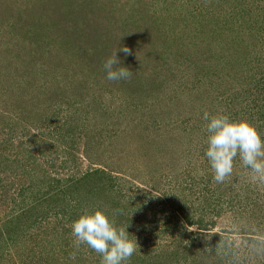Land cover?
I'll list each match as a JSON object with an SVG mask.
<instances>
[{
	"label": "rangeland",
	"instance_id": "obj_1",
	"mask_svg": "<svg viewBox=\"0 0 264 264\" xmlns=\"http://www.w3.org/2000/svg\"><path fill=\"white\" fill-rule=\"evenodd\" d=\"M123 47L133 74L109 81L103 63ZM205 113L264 140V0H0V264H100L86 245L69 259L60 201L40 197L24 218L29 188L96 169L143 207L129 211L128 264L159 253L177 255L163 264H264L251 254L264 241V184L239 157L214 181Z\"/></svg>",
	"mask_w": 264,
	"mask_h": 264
},
{
	"label": "clouds",
	"instance_id": "obj_2",
	"mask_svg": "<svg viewBox=\"0 0 264 264\" xmlns=\"http://www.w3.org/2000/svg\"><path fill=\"white\" fill-rule=\"evenodd\" d=\"M118 52L130 54L126 47L119 48L103 63L106 79L127 80L133 74L127 67L120 66ZM207 121V147L204 152L216 183H223L233 173L234 160L239 157L242 166L251 173V179L264 184V140L256 128L247 121H233L227 115L210 117ZM128 227H117L101 210L84 213L71 224V235L75 237L74 248L69 259L75 260L82 245L99 254L100 264H128L137 251V241L130 238ZM253 257L264 258V241L256 242L251 248Z\"/></svg>",
	"mask_w": 264,
	"mask_h": 264
},
{
	"label": "trees",
	"instance_id": "obj_3",
	"mask_svg": "<svg viewBox=\"0 0 264 264\" xmlns=\"http://www.w3.org/2000/svg\"><path fill=\"white\" fill-rule=\"evenodd\" d=\"M44 12L45 10L42 12V14ZM33 18L34 17L32 16L28 17V21H29L28 24L30 23L33 26V28H35L33 25ZM43 27H45V25H43ZM32 29L30 30L31 32L29 31L30 33L28 32L29 33L28 36L32 35L33 36L32 38H35V37L37 38L39 35L36 36V30L32 32ZM47 30H48V27L44 28V30H42L43 32L42 31L40 32V37L38 40H44L46 38H49L48 36L49 34L47 33ZM47 43L49 42L47 41ZM29 47H30V44H29ZM225 48H227L225 49V53L228 55L229 48L231 49V47L225 45ZM239 54H240L239 51L236 53V55L233 51V56L235 55L234 59H232L233 56H231L229 61L233 60L236 63L240 61L237 64V67L239 69H242L244 62L242 64L243 58L239 57L240 56ZM227 55L225 56V58H227ZM234 79L236 78L234 77ZM238 80H240V77L238 78ZM24 104L27 105V103H24ZM50 109L53 110L52 107ZM44 113H47V112H44ZM27 115L32 117L33 119L34 117H36V116H32L30 112H28ZM64 126L65 125H63V128ZM37 142H39V140H37ZM36 147L37 146H34L32 150L35 149ZM59 185H60L59 181L52 180V182L50 183V186H51L50 189L52 192H50L49 190V191H46L45 193H39L38 191H35V189H33L32 187L29 188L31 189L30 194H29L30 198L33 199L34 204H36V206L29 207L28 208L29 210L26 211V215L24 214V218L28 215L27 212L34 210L37 207V203L39 202L40 197L41 199L43 198L45 200L47 199L51 200L52 198H55L56 200L60 201L61 208H62L60 211H62L67 217L66 219L67 223H71V224L73 221L77 220L84 213H92L96 210H101L106 215H108L110 219L115 220L117 227H127L130 223V215H132L133 212H138V210L141 211L143 209V207H141V204H139V206H136L133 204L122 203L123 199H118L119 196L122 197L121 192L116 190L114 180L105 171L100 170V169H96L91 172H86L83 176L78 177V178H70L67 180V182L64 183V185L60 189L58 188ZM130 209L132 210V213L129 212ZM178 211L181 212V208H179ZM9 227L10 226H6L5 228L6 230H4L5 232H7L8 238H10V235H9L10 232L7 231L8 230L7 228ZM129 229L130 228L128 227L127 229L128 232H129ZM129 234H130V238L133 239L131 232H129ZM213 236L214 238L216 237L215 235ZM189 250L190 248L187 247L182 252H188ZM175 251L179 253L180 249L177 248ZM133 257L134 256H132L130 259L131 262H132ZM176 257H177L176 253L164 254L163 256L161 253H159L158 255H156V257L154 256V259L155 260L157 259V260L153 264H163L161 263V261L167 262L168 260H171L172 258H176Z\"/></svg>",
	"mask_w": 264,
	"mask_h": 264
}]
</instances>
